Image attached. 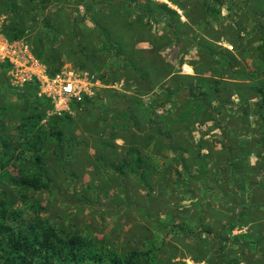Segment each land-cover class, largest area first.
<instances>
[{
  "label": "rangeland",
  "instance_id": "rangeland-1",
  "mask_svg": "<svg viewBox=\"0 0 264 264\" xmlns=\"http://www.w3.org/2000/svg\"><path fill=\"white\" fill-rule=\"evenodd\" d=\"M13 1L15 12L5 15L0 0V42L16 60L10 64L0 55V65H9L0 76V195H19L12 180L28 171L39 146L49 151L53 181L7 206L16 218L4 227L23 230L39 205L42 219L59 232L80 234L103 263L137 251L138 264L148 262L144 253L152 264H264V101L254 91L264 89V0ZM19 20L26 33L10 41L2 27ZM35 33L45 34L46 51L60 55L58 73L90 77V94L78 101L91 103L75 107L77 100H70L58 110L46 96L32 76L35 64L47 73L32 53ZM117 45L135 57L160 55L176 82L192 83V91L175 92L159 79L146 92L121 72ZM210 79L223 81L217 100ZM27 85L35 89L26 94ZM130 98L141 103L147 128L181 130L171 143L189 149L183 163L166 145L136 142L119 107ZM54 116L70 118L63 140L73 136L72 146L58 148L49 125ZM28 133L37 138L27 141ZM100 139L118 146L119 164L134 161L129 151L136 142L137 152L150 158L146 182L128 168L120 176L97 162ZM2 230L0 222L1 241ZM48 261L71 264L64 255Z\"/></svg>",
  "mask_w": 264,
  "mask_h": 264
},
{
  "label": "trees",
  "instance_id": "trees-1",
  "mask_svg": "<svg viewBox=\"0 0 264 264\" xmlns=\"http://www.w3.org/2000/svg\"><path fill=\"white\" fill-rule=\"evenodd\" d=\"M31 1V0H30ZM2 13L7 15L8 13H14L17 5L13 0H4L1 3ZM156 10L171 11L165 5H156ZM3 34L10 40L15 41L23 38L26 33V26L23 21H12L9 25H3ZM35 32V31H30ZM44 33H35L32 42V53L36 59L41 60L49 76H54L61 70L62 59L59 54L53 50L46 51L44 47ZM73 54H77V51L72 50ZM116 53L122 57V69L121 72L137 84H142L147 87L146 92L152 90L155 87L153 80L170 81L172 88L175 92L181 90L192 91V83L179 84L176 82V75L173 73V67L162 59L160 55H155L150 51L151 57L147 58L138 54L135 57L132 53L128 52L123 46L117 45L115 49ZM141 53V51H136ZM83 57V56H82ZM72 58V57H71ZM8 63L0 65V76L6 72ZM79 69H85L86 65L83 61L79 60L77 63ZM2 79H0V87L2 86ZM191 80V78H190ZM209 90L211 94L215 95V100L218 98L219 92L222 90L221 85L223 81L218 79H210ZM35 89L32 85H27L25 92L30 93ZM255 94L261 97L264 101V89L258 87L254 89ZM28 96V95H26ZM117 98H123L120 95ZM205 99V98H204ZM91 103V99L83 97L81 101H75L74 106L80 107L82 104ZM208 110H211V104L205 100ZM131 105V106H130ZM120 109L126 114V123L129 126L131 133L136 137L135 140L138 143L147 142L150 144L152 141H156L159 145H166L170 150L176 153L184 162V154L189 153V149L179 144L172 145V141L175 137L181 134V130L178 128L172 130H166L162 128H147L142 117V105L134 98H130L126 106L124 105ZM206 120V119H205ZM70 121L68 116L65 117H51L49 120L50 128L53 129L54 138L57 140L58 148L64 144L72 146L76 143V139L73 136L68 135L66 141L63 140L66 133V124ZM27 141H32L37 138L34 135L28 133ZM113 138H126L122 135H115ZM124 140V141H125ZM135 142V143H136ZM131 144L132 150L129 153L133 156V162H123L119 164V160L123 157L120 156L116 149L118 148L113 142L110 143L109 139H100L97 143L95 151V159L100 162L105 169L112 170L117 175L125 176L126 169L136 175L142 183L146 182V174L144 171L145 166H150V158L140 155L134 144ZM113 144V145H112ZM49 151L39 146L30 159V166L28 171L22 173L17 178L12 180V184L17 186L21 191L19 195L8 193L4 191L0 195V222L3 228L1 234L3 235V241L0 240V253L2 258V264H49L51 256L64 255L71 264H138L135 262V257L140 255L137 251H132L131 254L125 259H120L118 256H114L108 259L106 263H103L102 259L89 252L88 243L78 233H65L64 231H58L52 223L42 219L37 210L39 205L36 206V217L32 222H29L23 230H11L9 227H4L2 224L7 218H16V214L7 209V206L12 207L19 201H25L28 197V192H41L47 190L51 182L53 181L52 170L47 166V157ZM64 163L59 162V167H63ZM230 176H234L236 172V166L230 165ZM148 262L146 264H152L150 259V253H144ZM232 264V263H226Z\"/></svg>",
  "mask_w": 264,
  "mask_h": 264
},
{
  "label": "built area",
  "instance_id": "built-area-1",
  "mask_svg": "<svg viewBox=\"0 0 264 264\" xmlns=\"http://www.w3.org/2000/svg\"><path fill=\"white\" fill-rule=\"evenodd\" d=\"M10 47L6 42H0V55L8 60L10 64H16V60L10 54ZM35 65L32 76L41 84V89L44 87V93L56 103L58 110H62L64 107L67 108V103L70 100L78 101L83 95L90 94L89 86L92 82L87 74L80 76L73 72L63 71L49 77L43 68L38 64ZM27 78L30 79V77ZM22 79L25 81L23 77Z\"/></svg>",
  "mask_w": 264,
  "mask_h": 264
}]
</instances>
